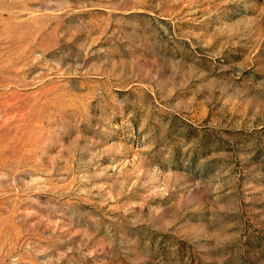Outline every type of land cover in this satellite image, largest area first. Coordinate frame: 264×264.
Wrapping results in <instances>:
<instances>
[{"label": "rangeland", "instance_id": "obj_1", "mask_svg": "<svg viewBox=\"0 0 264 264\" xmlns=\"http://www.w3.org/2000/svg\"><path fill=\"white\" fill-rule=\"evenodd\" d=\"M0 264H264V0H0Z\"/></svg>", "mask_w": 264, "mask_h": 264}]
</instances>
